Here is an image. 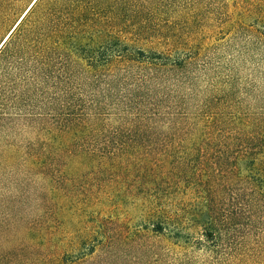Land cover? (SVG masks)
Segmentation results:
<instances>
[{
  "label": "rangeland",
  "instance_id": "obj_1",
  "mask_svg": "<svg viewBox=\"0 0 264 264\" xmlns=\"http://www.w3.org/2000/svg\"><path fill=\"white\" fill-rule=\"evenodd\" d=\"M35 1L0 0V45ZM124 7L111 35L146 53L189 60L185 70L151 73L148 84L117 86L123 95L127 88L117 110L104 100L100 143L152 155L120 165L66 157L60 190L23 176L14 154L4 152L0 264H205L211 245L200 226L189 224V213L209 203L227 211L233 197L249 192L241 179L230 185L223 174L205 179L212 190L206 192L198 177L203 168L216 172L221 146L256 144L245 137L264 119V0H130ZM141 22L148 29L140 35ZM122 66H113L119 76L127 73ZM180 164L192 173L168 174ZM154 209L180 212L177 238L176 229L161 231V219H150Z\"/></svg>",
  "mask_w": 264,
  "mask_h": 264
},
{
  "label": "trees",
  "instance_id": "obj_2",
  "mask_svg": "<svg viewBox=\"0 0 264 264\" xmlns=\"http://www.w3.org/2000/svg\"><path fill=\"white\" fill-rule=\"evenodd\" d=\"M129 1L36 0L0 46V157L4 152L14 154L21 174L37 177L36 184L42 182L43 189L47 185L65 188L62 165L66 157H89L120 165L136 164L152 155L139 148H109L100 143L98 119L108 106L104 100L117 110L121 97L127 96V88L123 95L119 93L123 88L117 86L125 82L148 84L153 80L151 73L158 77V70H185L189 60L146 53L111 35ZM138 26L136 34L147 33L145 22ZM117 64H123L122 72L127 73H115L113 66ZM253 137L256 144L238 150L221 146L215 150L219 154L216 172L204 168L199 172L206 192L212 190L206 187L205 179L217 182L221 174L230 185L234 179H241L249 190L233 197L236 205L227 211L209 203V207L189 213V224L200 226L211 245L207 257L211 260L205 264H264V119L258 120L256 131L245 139ZM208 153L204 151L200 160ZM149 161L151 167L156 164L155 159ZM191 167L172 166L168 174L192 173ZM127 170L131 172L129 167ZM151 170L154 172L153 167ZM180 217V212H150V219H161V231L165 227L176 229V238L183 228Z\"/></svg>",
  "mask_w": 264,
  "mask_h": 264
},
{
  "label": "bare ground",
  "instance_id": "obj_3",
  "mask_svg": "<svg viewBox=\"0 0 264 264\" xmlns=\"http://www.w3.org/2000/svg\"><path fill=\"white\" fill-rule=\"evenodd\" d=\"M25 14H26V13H25ZM25 14H24V15H25ZM21 19H22V18H21ZM21 19H20V20H21ZM5 40H6V39H5ZM1 45H2V44H1ZM1 45H0V46H1Z\"/></svg>",
  "mask_w": 264,
  "mask_h": 264
}]
</instances>
